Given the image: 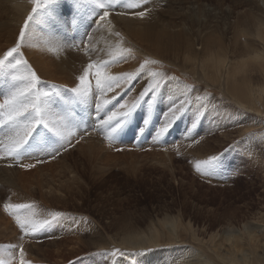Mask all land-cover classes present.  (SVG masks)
<instances>
[{
  "label": "rangeland",
  "instance_id": "obj_1",
  "mask_svg": "<svg viewBox=\"0 0 264 264\" xmlns=\"http://www.w3.org/2000/svg\"><path fill=\"white\" fill-rule=\"evenodd\" d=\"M257 1L112 0L107 9L110 15L93 23L103 10L92 0L75 4L60 0L45 7L32 0H0V58L20 42L23 57L42 86L59 92L53 112L65 138L55 147L66 146L55 158L49 157L52 146H47L31 158L15 161L3 154L0 144V264H20L21 247L28 264H121L123 260L126 264H165L184 257L205 264H229L233 256L244 254L247 244L241 235L245 245L239 244L242 249L237 251L234 241L226 242L229 233L241 234L246 226L257 238L264 236V93L257 91L263 81L257 72L260 63L249 62L250 75L238 74L228 82L222 77L219 82L208 79L197 60L186 54L195 52L193 56L202 57L204 37H213L227 47V61L233 65L246 49L264 56L255 30L244 26L253 19L251 11L264 17V10L254 6ZM33 7H38L37 19L19 41ZM145 10L157 13V21L139 20L136 13ZM74 16L81 20L79 27L71 23ZM183 24L189 35L182 32ZM172 26L178 42L167 38ZM137 30L150 31L149 40H141ZM186 38L194 41L187 48L183 46ZM119 49L132 51L121 58ZM59 60H66L62 69ZM98 69L105 75L120 78L127 74L135 79L121 81L119 87L113 85L100 94L95 77ZM85 70L89 75L81 84ZM154 80L160 87L146 131L139 133L151 96L127 127L109 135L111 129L102 123L107 113L123 111L120 105H131ZM13 84L10 70L0 72V103ZM76 87L88 89L87 103L71 92ZM180 101H185L186 110L158 138L156 130L164 114ZM97 102L103 105L100 113ZM5 139V130L0 128V141ZM212 157L221 160L213 174H202L203 165L201 171L196 170L198 162ZM21 163L35 166L25 168ZM15 205L23 207L16 209ZM17 218L51 223L36 233H25ZM172 222L176 240L167 236L164 225L172 229ZM152 228L160 232L157 242L162 243L121 242L128 233L147 235ZM221 243L223 251L230 244L228 254L222 255ZM251 258L244 256L243 264H255Z\"/></svg>",
  "mask_w": 264,
  "mask_h": 264
},
{
  "label": "snow or ice",
  "instance_id": "obj_2",
  "mask_svg": "<svg viewBox=\"0 0 264 264\" xmlns=\"http://www.w3.org/2000/svg\"><path fill=\"white\" fill-rule=\"evenodd\" d=\"M34 4L38 7L54 6L60 2V0H32ZM78 0H73V3H77ZM93 3L102 9V14H99V21L93 20V23H99L104 21L110 12L107 10L111 7L112 0H92ZM138 4H131L129 7H137ZM38 7H33L32 14L25 20L23 27L19 33V41H23L26 36V31L30 27V22L34 23L37 19L36 15L38 12ZM54 11V8H51ZM123 14V13H120ZM140 17L145 15L144 12L136 13ZM72 25L74 27H79L81 20L74 16L72 19ZM110 23V22H109ZM87 35V33H85ZM119 36V33H116ZM22 44L17 42L14 47L9 48L0 58V72L4 70L11 71V80L14 82L13 90L4 96L3 102L0 103V128L5 130V141H0V144L4 145L3 154L11 157L15 161H21L23 159L31 158V156L37 151L43 150L47 146H52V151L48 153L50 158H55L59 154L60 148H65L64 144H59V147H55L59 143V140H63L64 133L61 130L60 121L55 119V114L53 108L57 105L55 97H59V92L42 86L40 78L37 76L36 72L28 65V61L24 59L21 52ZM131 49H119L117 55L124 58L127 54L131 53ZM147 63V61L145 62ZM92 67L91 64L88 66ZM107 67V65H104ZM23 68V72H21ZM89 73L87 70L79 78L81 84L86 81ZM153 76L159 74L153 73ZM96 77V88L100 94L106 89H112L113 85L119 87L120 82L126 80L130 83L135 76L125 75L120 78L105 75L104 72L99 69L95 73ZM160 87V82L154 80L148 83L143 90L139 93L138 97L128 105H120V109L123 111H109L106 118L102 121L106 128H110L111 132L109 135H113L118 131H122L130 123L133 115L136 111L141 108L142 103L145 101L146 97L151 96L147 102L146 112L147 115L144 119L143 126L139 129V133L142 135L146 128L152 123V113L154 111L156 100H157V89ZM81 103H87L89 99V92L87 88L82 89L81 87H76L71 89ZM107 101H105V104ZM185 101H180V103L173 105L169 108L168 112L164 114V119L160 126L156 130V136L163 137L168 130L175 124L177 120L181 118L184 111ZM97 113L103 111V105L96 103ZM199 119V113H197L194 118L192 128L196 127V120ZM114 125V126H113ZM39 146V147H37ZM42 162V161H37ZM221 160L217 157H212L209 160L198 162L196 164V170L199 172L204 166V171L202 174L211 175L214 173L215 169L219 167ZM19 166L25 168H32L35 165L32 163L20 164ZM9 205H5L7 209ZM16 209H20L23 205H15ZM54 219V218H53ZM16 223L22 232L36 233L44 229L45 225H49L51 222L49 220H44L42 222H37L31 219L21 220L17 218ZM119 251V250H116ZM108 255H115V252L109 253ZM20 264H28L23 259L24 250L20 249Z\"/></svg>",
  "mask_w": 264,
  "mask_h": 264
},
{
  "label": "bare ground",
  "instance_id": "obj_3",
  "mask_svg": "<svg viewBox=\"0 0 264 264\" xmlns=\"http://www.w3.org/2000/svg\"><path fill=\"white\" fill-rule=\"evenodd\" d=\"M260 1L261 0H258L257 1L258 5L257 6L254 5V6L256 8H261V10L263 11L264 10V2L261 3ZM190 13L193 14V15L196 14L194 9H192V11H190ZM251 14H254L253 15V19L252 20L250 19L251 21H246V22L243 21L244 22V26L248 27V28L251 27L252 29L255 30L254 37L259 38L260 43L263 46V51H264V17H260L259 18L257 16L258 11H255L254 13H253V11H251ZM261 15H264V14L262 13ZM156 17H157V13L156 14L149 13V12L147 13V11H146L145 15L143 17L139 18V20H144L145 23L152 24L155 21H157L158 18H156ZM161 25L166 27V28H169L168 26H165L163 24H161ZM128 26H130L132 28L131 25H128ZM127 28L129 29V27H127ZM181 28H182L181 30H183L182 32L184 34H188L189 35V28L188 27L184 28V24H183L181 26ZM174 29H175V26H172L171 29H170V35L167 38H170V39L178 42L179 41L178 34L175 32ZM244 31H247V28H244ZM138 32L137 33L140 36H142V37H139L141 40H143V41L149 40V37L151 35L150 31H148V33H145V34L144 33L142 34L140 31H138ZM162 32L163 31H161V33ZM161 33H159V36L161 35ZM12 38H14V37H12ZM204 38H206V42L202 46L203 50H205L203 52V54H202V57L201 56H199V57L198 56H193L192 53H195V52H187L186 54H187V58L188 59H190L192 61L197 60L199 65H201L200 67L207 74V78L208 79L212 78V81L217 80V81L220 82L221 78L223 77V80L226 79V81L228 82L229 79L233 80L235 77H237L238 74L239 75L240 74L244 75V74L248 73V71H251L252 68L250 70L249 65H248L249 62L256 63V65L259 62L260 63V68H259V70L257 68L256 69L258 70L257 71L258 73L262 74L263 81H262V83L260 85H258L257 88L259 90H257V91H260V92L264 93V56L263 55H261L260 53H255V50H251L250 51V49H246L245 52L240 54V60L236 64L234 63V65H233V63H231L230 61H227V59H228L227 51H226L227 47H225V46L223 47L222 46V43L220 42V39L216 41L213 37H212L213 39L211 37H209V38L204 37ZM169 42L170 41H168L166 43H169ZM188 43H192L193 44L194 41L191 38H186V39L183 40V46H185V48H187V46H191L192 45V44H188ZM160 45H161V43H160ZM63 61L64 62L60 61V66H59V68L61 67L60 69H62L64 67V63H66L65 62L66 60H63ZM227 62H230V64L228 65ZM256 67H258V66H256ZM230 68H231V70H230ZM253 69H255V68L253 67ZM214 72H216V74H214ZM250 78H251V76H250ZM249 93L252 94V91H250ZM254 95H256V93ZM241 105L243 107H246L244 105V103H241ZM164 225L166 227V231L169 232V233H167V236L169 238H172L173 240H176L177 236L175 235V231H176L175 230L176 229L175 223L174 222L171 223L172 229H169L167 224H164ZM132 235H134V234L133 233H128L127 235H125L121 239V242L124 243L125 241H128L129 244H135V239L137 241H141V242L142 241H146L148 243L151 242L153 244L162 243L163 242V241L162 242H157L159 237H160V232L157 229H155V228H152L150 230L149 234H147V235H138V234L135 235V236H132ZM228 235H229V238L227 239L226 242L231 243L232 241H234L233 242L234 243L233 247L235 249H238L237 251H240L242 249V248H239V244H241L243 246L245 245V239L242 236H245V238L247 240L246 247L244 248V254H242V253L239 254L240 257H239V255L233 256L229 264H243L244 256H246L247 258L248 257H252L253 259L251 258V260H250V261H252V263L255 262V264H264V236H262L261 239L257 238L255 236V234H253L252 231L250 229H248V227H246V226L244 227V232L243 233L238 234V235H235L233 233H229ZM238 236H239V238H238ZM167 241L169 242V240H167ZM236 242H237V245H236ZM223 243L220 244V251H221L222 255H226V254L229 253L230 244L227 245V247L223 251L222 248H221V247L225 246V245H223ZM222 259H224V258H222ZM247 260H249V259H247ZM205 263L206 262L201 261V260H189V259H186L184 257L180 262H175L173 260H168L165 264H205ZM121 264H126V260L121 261Z\"/></svg>",
  "mask_w": 264,
  "mask_h": 264
}]
</instances>
